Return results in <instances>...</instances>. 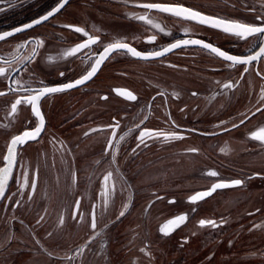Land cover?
Wrapping results in <instances>:
<instances>
[{
  "label": "flooded vegetation",
  "instance_id": "flooded-vegetation-1",
  "mask_svg": "<svg viewBox=\"0 0 264 264\" xmlns=\"http://www.w3.org/2000/svg\"><path fill=\"white\" fill-rule=\"evenodd\" d=\"M125 1L135 11L130 19L139 21V8L145 9L142 20L151 31L109 34L107 4L117 8L122 0H0V165L16 134L41 128L17 147L14 169L27 155L32 184L21 204L25 211L10 216L3 229L17 246H0V254L6 252L0 264L20 263L26 255L30 264H184L176 244L156 263L155 239L174 238L194 222L199 248L210 251L225 235L254 230L245 220L262 219L255 217L264 213V204L242 203L250 194L264 196L257 189L264 187V0ZM85 76L68 89L44 91ZM66 91H75L66 97L73 125L102 118L93 132L102 140L91 133L78 146L64 141L69 159L65 164L57 156L54 162L59 173L74 172L96 187L84 183L73 193L51 194L39 179L49 173L41 150L50 143L39 138L59 131L49 119L59 117ZM140 136L145 139L138 141ZM89 147L94 151L85 153ZM148 162V169L142 167ZM139 179L147 183L132 188ZM103 180L106 186L113 181V190L97 185ZM189 182L200 185L188 189ZM225 182L230 185L214 187ZM244 191L249 194L236 195ZM136 197L147 198L141 208ZM219 197L223 204L200 208ZM101 200L107 205L96 204ZM136 210L145 219L137 222L139 236L124 239L122 228L135 222ZM177 237L180 244L192 238Z\"/></svg>",
  "mask_w": 264,
  "mask_h": 264
},
{
  "label": "rangeland",
  "instance_id": "rangeland-1",
  "mask_svg": "<svg viewBox=\"0 0 264 264\" xmlns=\"http://www.w3.org/2000/svg\"><path fill=\"white\" fill-rule=\"evenodd\" d=\"M111 1V0H109ZM142 1V0H141ZM127 4V5H126ZM108 7V13L106 14V18L105 23L107 24V29L108 32L110 34V32H112L113 30L116 31H120L122 30V34H124L125 36L129 35L132 36L134 33H132V30L136 29L138 34H144L147 33L149 31H151L153 29V26L149 25L148 22L146 20H142L143 18V11L144 8L140 7L139 8V12H140V19L138 20H134V19H130L132 13H134L135 11L131 8V6L128 4V2H126L125 0H122V4L120 3V5L118 4V7L116 8L115 5H112L110 2H108L107 4ZM145 10V9H144ZM121 11L123 16L117 17V13ZM94 12V11H93ZM156 19L158 22H163V23H167L168 21L161 19L162 17L159 15H155ZM127 20V21H126ZM136 21V22H132V21ZM152 28V29H151ZM133 30V31H134ZM113 37H109V39H112ZM139 67H143L145 68V70H147V65L143 66L144 64L140 63ZM108 71L114 73L113 69L111 67H107ZM108 81H105L106 83H109V81H111L110 78H107ZM104 82V83H105ZM104 83H101V80H99L96 84H98V86L101 84L104 87ZM75 92V91H66L64 92V94H61L62 99L60 100V109H62V111L60 112L59 117L57 116V118L55 117H50V126H57L59 128V131L55 132V131H47L45 132L42 137L39 138V140H44L50 143V145H45L47 146L46 149L41 150L43 157H42V161L45 164L47 170L49 171V173L47 175H40L39 179H40V187L41 188H49L50 189V193L54 194V193H63L65 190L70 191L71 193H73L74 191H77L78 189H81L83 187L84 183H87L91 188H95V184L93 182V180L90 179H82L80 176H77L76 173H69V174H61L57 171V168L60 166L59 163L55 164L54 160H56L55 158L58 156L60 158V160L62 162H64L65 164L67 163L68 159H69V149L64 145H62V143L64 141L66 142H73L75 143H80L83 140H86V136L87 134H93L95 136V140H102L101 138V133H93L97 128L95 126L97 125H101L103 124L105 121L102 120V118L100 119V117H91V121L87 120L84 122H81L80 124H75L73 125L72 120H74V118H70L69 112L71 110H69V107L67 105V95ZM66 98V99H65ZM121 119L123 120H127V119H133V115L130 114H122L119 116ZM107 124L111 125L112 122L110 120V117L107 118ZM86 126H91V132H86ZM86 138V139H85ZM145 139V136H140L139 139H137L138 141H143ZM94 141V140H93ZM75 146H78L75 144ZM66 147V148H65ZM33 154L34 156L36 155V148L33 147ZM95 148L93 147H89L87 150H84L85 153H92V151H94ZM27 151V150H26ZM40 152V153H41ZM29 153V150H28ZM40 155V154H39ZM89 155V154H88ZM87 155V159H90V161L94 158L93 156ZM145 154H143L142 156H144ZM25 154L18 160L17 165L15 166V169L13 170L9 181L4 189V191L1 193L0 195V246L4 245V244H10L7 249L8 250H15V247L17 246V243L15 241H11L10 239H8L10 237V232H6L3 231V229L5 227H9V217L10 216H15L20 214L19 211H25V210H21L22 206L21 204L23 203V201H25V199H27L28 195H29V188L32 184V174H33V170H27L28 169V163H27V158L25 156ZM91 156V157H90ZM45 157V158H44ZM41 158V157H40ZM82 158V157H81ZM142 167L148 169V167H150V165H152L151 162L148 163H141ZM1 166V165H0ZM153 170V169H151ZM151 170H147L146 172H149ZM27 172L31 173V177H28L30 180L27 179ZM30 176V175H29ZM99 179H97L98 181ZM96 181V182H97ZM105 180L102 181V184H97L98 186L101 187V189H109V190H113L112 187V182L113 181H107V186L104 185ZM195 182V181H194ZM194 182H189L190 184H188V189H192L197 185H200V182H197L195 185H193ZM145 183H147V181L143 180V179H139V180H133L131 181L132 184V188H143ZM253 186L257 187L259 186V184L257 182L253 183ZM255 187V188H256ZM123 188L127 189V186L123 184ZM258 190H260L261 193L264 194V187H260L257 188ZM242 193H248L246 191L244 192H237L236 195L240 196L242 195ZM249 194V193H248ZM247 194V195H248ZM228 195V194H227ZM251 195V196H250ZM250 198L248 199V201L243 202L242 205H247L246 208L248 207H252L254 205H262L264 204V196H261L260 193H254V194H250ZM26 196V198H25ZM226 196V195H225ZM179 197V196H178ZM144 198H140V197H136V201L134 203H136L137 206L140 205L141 206L145 203V201L147 200ZM220 199V200H219ZM219 199H215L213 201L210 202H205L202 206H200V208L204 209V210H209L212 209L213 205H220L224 203V198H220ZM228 199V198H227ZM94 199H92L90 201V204L92 206V202ZM19 204L18 208H14V203ZM143 201V202H142ZM127 203H129V200H127V198L125 199V201L123 202L124 205H126ZM96 204H101V205H107L106 201L101 200V201H97ZM228 204H224L223 206H221V208H225ZM163 206L166 209H171V207H169V205H165L163 204ZM139 208V209H140ZM154 208L156 209H161L158 205V203H156L154 205ZM153 208V209H154ZM26 209V208H25ZM138 209V210H139ZM136 210L134 211L133 219L135 220V222H131L129 224H125L124 227L122 228V237L124 239H129L131 237H135V236H139V234H137L136 231V225L138 224L137 222L140 220H145L144 218L141 219V213L139 214V211ZM156 218L157 213H153L151 212V217ZM259 216H262V219H259L258 221H256L255 223L251 222L249 219L245 220L251 223V229H254L250 232H243V234L241 235H237V237L235 238V235H225L224 238H226L225 240L221 241V243L217 242L212 243L210 245V248L212 250H208L209 247H205V248H199L200 242H201V234H197L195 235L197 229L195 228V223L192 222L190 226H187V228L185 230H183L181 233L175 235V237H171L168 240H160V239H155V247H156V251H157V256H156V263H159L160 259L164 258V254H165V248H168L169 245H171L172 247L176 246L181 248V250L178 251V253L176 255H178L180 253V255H183L184 257V264H264V213L262 212V215H257L255 217V219H258ZM138 217V218H137ZM251 218L252 217H248ZM197 219V215L194 216L193 221ZM8 221V222H7ZM119 228V227H118ZM144 229H147V231L149 232V227L148 225H144ZM199 231V229H198ZM205 231V230H204ZM145 232V231H144ZM188 235L189 237H192L191 240L188 243H184V244H180V240H178L177 236H186ZM13 236V235H12ZM154 237V236H153ZM256 238L255 241H252L253 238ZM126 242V241H124ZM136 251L139 252H143L146 254H149L148 250H145V248H137ZM124 258L128 259L127 257V250L124 251ZM164 253V254H163ZM6 252L1 253L0 255L3 257V255H5ZM176 255L174 256V254L172 253V257H176ZM31 256V255H30ZM147 257V256H146ZM171 257V255H170ZM182 257V258H183ZM24 261H20V263H18V260L16 259V264H30V259L29 256L26 255ZM45 258V257H43ZM151 258V257H150ZM152 264H153V260Z\"/></svg>",
  "mask_w": 264,
  "mask_h": 264
},
{
  "label": "water",
  "instance_id": "water-1",
  "mask_svg": "<svg viewBox=\"0 0 264 264\" xmlns=\"http://www.w3.org/2000/svg\"><path fill=\"white\" fill-rule=\"evenodd\" d=\"M94 71H95V69H93L90 76L94 73ZM85 79H86V76L82 77L78 80H75V81L67 82L64 84L53 85V86L45 88L44 91H49V92L51 91L52 92V91H59V90L68 89L70 87L78 85L79 83H81ZM40 130H41L40 127L36 128L34 130H26V131H23L19 134H16L10 140L8 148L4 154V162L0 166V195L4 191L6 185L9 181V178L13 172L18 145L21 143H24L25 141H27L29 139L34 138L36 135L39 134ZM228 185H230V183L225 182V183L214 184V187L221 188L223 186H228ZM214 187H212V188H214ZM212 188H210L206 191H203V193H201L200 197H202V198L206 197L208 195V193L211 192Z\"/></svg>",
  "mask_w": 264,
  "mask_h": 264
}]
</instances>
